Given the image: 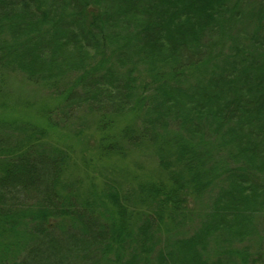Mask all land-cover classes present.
Here are the masks:
<instances>
[{"label": "trees", "instance_id": "16d2710c", "mask_svg": "<svg viewBox=\"0 0 264 264\" xmlns=\"http://www.w3.org/2000/svg\"><path fill=\"white\" fill-rule=\"evenodd\" d=\"M0 68L97 112L99 161L155 163L101 179L53 116L25 123L0 148V264H264V0H0Z\"/></svg>", "mask_w": 264, "mask_h": 264}, {"label": "rangeland", "instance_id": "374dc122", "mask_svg": "<svg viewBox=\"0 0 264 264\" xmlns=\"http://www.w3.org/2000/svg\"><path fill=\"white\" fill-rule=\"evenodd\" d=\"M49 87L43 83L32 82L27 75L19 70L0 68V148L3 143H14L17 139H22L26 132L22 127L25 123H31L36 128L46 126L45 114L53 116L54 129H52L48 138L53 143L62 146H71V156L73 162L76 160L84 167L82 158V149H86L85 157L92 164L87 168V172L101 179L117 177L123 182H130L133 174L141 177L143 174L155 171V163L147 156L146 153L139 149L129 150L127 161H99L97 151L93 145L94 140H98L101 133L97 131L98 113L91 112L85 107L76 108L68 111L69 117L64 114L63 102L58 97L51 94ZM67 112V113H68ZM124 127V123L117 122L111 129L117 133ZM94 139V140H93ZM3 142H2V141ZM9 140L10 142H6ZM92 141L91 146L85 145V142ZM4 144V146H6ZM89 147V148H88ZM126 160V159H125ZM107 162V163H106ZM123 166L132 171L130 173H121ZM84 174L83 172H81ZM79 176V175H77ZM84 176V175H83ZM127 176H129L127 178ZM124 188H130L128 184ZM215 191H209L204 195L205 203ZM207 200V201H206ZM191 210L195 214L189 217L185 226L180 227L184 232H192L199 225V215L204 211V205L196 204ZM204 204V203H203ZM197 212V214H196Z\"/></svg>", "mask_w": 264, "mask_h": 264}]
</instances>
